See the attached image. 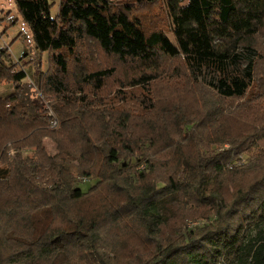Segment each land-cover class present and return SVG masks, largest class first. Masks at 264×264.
<instances>
[{
  "label": "trees",
  "instance_id": "1",
  "mask_svg": "<svg viewBox=\"0 0 264 264\" xmlns=\"http://www.w3.org/2000/svg\"><path fill=\"white\" fill-rule=\"evenodd\" d=\"M52 1L14 4L48 55L39 90L58 129L0 49L14 88L0 98V264H264V0H166L174 43L132 2L58 0L53 14ZM93 45L125 66L115 90ZM225 119L247 127L226 135ZM100 195L92 214L70 211ZM178 215L206 222L171 231Z\"/></svg>",
  "mask_w": 264,
  "mask_h": 264
},
{
  "label": "rangeland",
  "instance_id": "2",
  "mask_svg": "<svg viewBox=\"0 0 264 264\" xmlns=\"http://www.w3.org/2000/svg\"><path fill=\"white\" fill-rule=\"evenodd\" d=\"M113 2L119 4L122 2H132L134 6H137L139 9V14L143 16L148 27L154 28V26L161 28L165 31L167 37L174 43V36L170 29V22L167 18L166 11L164 8L166 0H112ZM54 7L52 9L53 14L56 13V5L58 0L52 1ZM0 49H5L6 52L10 55V63H17L15 69H23L26 72V78L23 80L31 85L28 97L32 98L37 107L35 111V117H39L45 120L44 127L47 131H53L59 128V121L55 110L53 109L51 103L48 100H45L43 95L39 90V75L41 72H44L48 68V55L46 52L39 53L34 48L31 32L28 26L22 21L18 11L15 7L14 0H0ZM95 51L96 62L99 66H114L117 69V74L114 80L111 81V88L115 90L119 86V77L125 71V66L123 63L119 62L117 59L103 55L101 52ZM162 81L159 82L160 86H163ZM126 88L124 90H127ZM14 91L13 85L11 83L0 81V98L6 96L9 93ZM196 97V100H202L203 95L198 92V90L193 91ZM196 105L195 102L192 103ZM33 114V117H34ZM191 114V113H190ZM190 114L187 115L190 116ZM3 123V122H0ZM138 124L139 121L137 122ZM4 124V123H3ZM2 124V125H3ZM1 125V124H0ZM147 125L144 127L140 126V129L145 130ZM247 125L240 123L239 121H234L230 119H225L224 121V133L226 135L237 134L241 130H245ZM149 128V127H148ZM1 130V128H0ZM41 146L47 156L53 157L58 153V148L56 144L49 137L41 138ZM190 152L195 150L194 147L190 146L188 148ZM13 150L9 151V154H12ZM23 155L32 156L35 154V148L23 147L21 148ZM259 153L258 147H251L246 153L242 156V161L244 163H251L255 156ZM143 163L138 166V169H143ZM9 169L2 163H0V179H4L9 175ZM96 183V180L84 179L80 184V187L83 190H87L90 186H93ZM106 195V194H104ZM104 195L87 197L77 205H74L71 208V212L75 216L88 215L96 211L99 200L104 201ZM180 211L179 213H181ZM182 214V213H181ZM178 215V218L174 219L169 228L171 231L178 230L182 227L194 228L196 226H201L206 222V218L202 217H189L187 220L182 221ZM54 220V219H53ZM183 222V223H182ZM57 224V223H56ZM191 224V226H190ZM260 227H263V224H260ZM257 230L255 224H251L246 229V237L254 236ZM135 241V239H133ZM87 262H86V261ZM82 264H92L87 258L81 261ZM80 262V263H81ZM216 264H223V259H219Z\"/></svg>",
  "mask_w": 264,
  "mask_h": 264
},
{
  "label": "built area",
  "instance_id": "3",
  "mask_svg": "<svg viewBox=\"0 0 264 264\" xmlns=\"http://www.w3.org/2000/svg\"><path fill=\"white\" fill-rule=\"evenodd\" d=\"M190 226H191V224H190Z\"/></svg>",
  "mask_w": 264,
  "mask_h": 264
}]
</instances>
